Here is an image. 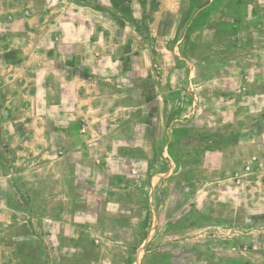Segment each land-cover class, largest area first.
Returning a JSON list of instances; mask_svg holds the SVG:
<instances>
[{"label":"crops","instance_id":"0c3cea01","mask_svg":"<svg viewBox=\"0 0 264 264\" xmlns=\"http://www.w3.org/2000/svg\"><path fill=\"white\" fill-rule=\"evenodd\" d=\"M173 1L174 10L165 17L175 18L181 8L183 0ZM214 2L184 43L198 62L195 74L179 83L178 99L192 77L208 85L201 95L219 92L235 99L236 88L245 86L241 93L259 98L256 105L233 101L224 112L235 117L227 128L240 127L251 136L247 142L229 141L222 151L233 162L250 157L251 151L264 158V0ZM162 7L156 0L153 12ZM112 10L110 0H0V182L13 170V175L28 171L35 189L51 200L33 212L34 219L49 216L67 224L62 216L79 212L81 224L93 230L88 237L116 241L120 218L134 216L132 204L141 208L131 190L121 187L132 182L114 165L125 157L135 160V129L145 128L147 139L155 111L162 113L163 107L155 106L151 80L130 74L129 83L122 84L116 43H106L111 53L105 56L104 38L118 33L119 42L122 32V20ZM152 23L150 18L147 28ZM167 30L173 33L175 26ZM203 64L210 65L208 74L199 69ZM137 82H144L141 88ZM253 128L260 130L257 135L251 134ZM11 152V163L19 169L6 165ZM30 164L33 168L26 170Z\"/></svg>","mask_w":264,"mask_h":264},{"label":"rangeland","instance_id":"374dc122","mask_svg":"<svg viewBox=\"0 0 264 264\" xmlns=\"http://www.w3.org/2000/svg\"><path fill=\"white\" fill-rule=\"evenodd\" d=\"M181 2L176 17L169 18L164 14L173 12V0H162L163 7L157 12H153L156 0H132L129 13L112 10V15L122 20L120 41H116L118 33L104 38L105 44L116 43L114 55L122 58L119 70L122 84L129 83L130 74L151 80L155 106L163 107L162 113L155 111L147 139L145 128L135 129L138 137L135 160L125 157L114 165L123 172L126 182H132L133 185H126L124 181L121 187L131 190L141 209L132 204L134 209L129 211H134V216L120 218L123 224L116 225L120 231L116 241L91 238L88 234L93 230L81 224L83 215L79 212L62 216L61 220L67 224L49 216L34 219V211L51 205L49 195L35 189L28 171L13 175V170L10 177L0 182V264H258L262 261L264 257L259 254L264 252V158L251 151L250 157L233 162L222 151L229 141L247 142L251 136L249 130L226 127L227 122L235 123V117L227 118L231 114H225V109L233 103L251 108L259 98L241 93L245 86L236 88L235 99L219 92L201 95L208 85L190 77L183 99H178L179 83L186 74H195V62H198L193 61L184 43L203 22L210 0ZM150 18L153 23L147 28ZM171 26H175L173 33L167 30ZM107 44L106 57L111 53ZM199 69L208 74L211 67L203 64ZM142 83L137 82L138 88ZM250 131L257 135L260 130ZM14 161L11 152L6 165L19 169L11 163ZM200 165L206 166L204 170L199 169ZM33 166L30 164L25 169ZM55 180L52 185L58 189ZM110 236L107 232L106 237ZM96 251H100L99 256ZM111 251L113 254L108 255Z\"/></svg>","mask_w":264,"mask_h":264},{"label":"trees","instance_id":"16d2710c","mask_svg":"<svg viewBox=\"0 0 264 264\" xmlns=\"http://www.w3.org/2000/svg\"><path fill=\"white\" fill-rule=\"evenodd\" d=\"M132 0H110L112 9L117 11L119 14H126L130 12L129 5Z\"/></svg>","mask_w":264,"mask_h":264}]
</instances>
